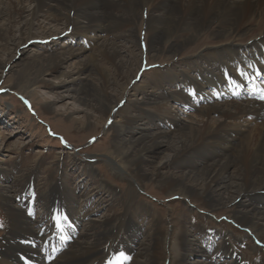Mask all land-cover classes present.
<instances>
[{"label":"bare ground","instance_id":"1","mask_svg":"<svg viewBox=\"0 0 264 264\" xmlns=\"http://www.w3.org/2000/svg\"><path fill=\"white\" fill-rule=\"evenodd\" d=\"M57 19L61 20V26L69 25L73 33H113L119 27H131L139 20L146 32L145 52L149 57L156 56L158 51L177 52L214 25L213 36L228 37L247 33L251 29L250 22L257 21L262 34L248 45L222 42L224 44L199 53V66L193 68L187 63L188 70L172 71L171 83L186 82L183 90H176L169 99L181 104L192 100L195 92L201 93L203 96L197 100L201 102L197 105L200 116H190L181 124L176 123L177 128L172 124L124 138L105 153L114 157L108 158L117 165V172L133 180L134 184L149 180L169 196L179 195L198 201L210 210L223 206L233 208L231 219L248 229L255 244L264 246V208H261L264 207V99L261 98L264 86L256 83L264 79V0H0V51L8 46H23L38 35L41 39L55 37L58 30H66V26L64 29L57 26ZM186 32L189 34L181 37ZM126 33L124 35H132V29ZM109 38L100 40L97 47L99 58L106 65H100L90 55L85 56L83 63L84 66L91 64L98 72L97 85L90 88L73 87L65 82H59V85L63 92L71 93V97L87 109L83 125L92 126L96 112L101 115L100 126L107 121L115 132L122 133L128 127L135 128L142 119L138 112L142 108L128 98L131 89L136 91L140 86L133 82L140 58L138 65L132 68L131 60L125 55L126 39L123 48ZM177 40L180 41L174 45ZM78 51L80 49L66 54L35 52L32 62L35 70L26 76L23 92L30 93L32 87L42 82L43 76L53 69H63L60 75L65 76L69 71L64 69L70 59L83 55ZM76 71L75 77L82 68ZM161 73L162 70L156 71V75ZM244 86L249 87L248 93ZM204 87L213 89L217 96H206L207 91H202ZM84 89L86 95L82 94ZM118 90L119 96L111 99L113 92ZM213 98L215 100L211 101ZM159 103L164 115L171 114L165 98ZM214 114L220 118H214ZM148 116L152 115L148 113ZM176 119L172 117L171 122ZM164 142L167 144L166 166H151L150 159L161 151L159 148ZM170 164L176 166L178 172H167L165 168H173ZM1 197L5 204L10 201H7L9 196L0 194ZM250 200L255 202L249 205ZM62 201L60 205L54 196L47 207L57 211L63 206V216L59 213L61 218L49 226L37 219V228L25 222L18 210L9 205L11 221L0 240V261L9 258L6 264H155L160 257L167 259L169 234L165 228L157 227L151 233L153 243L142 250L135 252L122 247L123 231L118 229L122 216L101 221L98 231L92 232L90 239L86 240L84 236L80 240L72 239L68 243L69 249L59 251V240L62 236L63 240L66 238L70 223L78 217L68 213L73 207L67 199L62 198ZM76 221L80 220L76 218ZM125 221L133 224L129 215ZM180 228L179 236L186 231V228ZM224 245L226 240L221 248L224 255L232 252ZM215 248L219 247L216 244L205 247L209 253ZM198 249L192 253L198 256L195 260H188L192 254L186 257L183 252L177 259L170 256L168 260L173 264H230L212 261L208 256L206 263L201 258L206 250ZM52 253L59 256L53 259ZM232 258V264L249 263L240 255L232 254Z\"/></svg>","mask_w":264,"mask_h":264},{"label":"rangeland","instance_id":"2","mask_svg":"<svg viewBox=\"0 0 264 264\" xmlns=\"http://www.w3.org/2000/svg\"><path fill=\"white\" fill-rule=\"evenodd\" d=\"M55 23L61 26L59 24L61 20L57 19ZM65 26L62 25L60 29H64ZM249 26L252 30L244 34L215 37L212 35L216 27L214 25L177 52L158 51L154 57H149L145 52L146 32L139 20L131 27L123 25L113 33L106 31L73 33L71 27L67 25L66 30H58L55 37L53 35L41 39L36 33L38 36L33 37L23 46L18 48L8 46L2 49L0 51V194L9 196L7 201L9 199L10 201L5 204L4 197L0 198V240L6 234L11 221L9 205L14 206L18 210L17 213L29 225L37 228L39 225L37 219H41L42 224L49 226L54 220L56 222L63 216L61 214L63 206H59L57 211H50L47 207L52 197L56 196L60 205L63 204L62 198H66L73 207L69 214L78 215L76 218L80 221H76L75 218L71 222L75 241L82 239L83 236L86 240L90 239V234L98 231L97 226L101 221L122 216V221L118 224V229L123 231L124 242L121 246L131 251L136 252L151 245L153 243L151 233L157 227L167 229L169 234L167 259L160 257L155 264H173L168 257L177 259L180 252L187 257L188 254H194V250L198 248L199 251L202 249L205 251V247L211 244H216L219 248L212 250V253L207 250L202 252L204 255H201V258L206 263L208 256L212 261H228L232 264L234 263L232 254H234L242 256L244 261L249 262L247 264H264V250H262L264 246L256 247L248 229L231 219L233 208L223 206L210 210L198 201L179 195L169 196L170 194H165L149 180L138 185L134 184L133 180L117 172V165L109 162V158L114 157L105 153L108 148L124 138L170 127L172 124L177 128L183 120L197 116V105L201 103L197 100L199 96H203L201 93L195 92L192 100H186L181 104L169 99L176 90H183L186 82L171 83L172 71L188 70L187 63L193 68L195 65L199 66V53L201 51L204 53L209 47L222 42L228 41L239 46L248 45L252 39L262 34L257 27V21L250 22ZM130 28L132 35H124ZM114 34L120 37H115ZM188 34V32L182 33L181 37ZM107 38L123 48L126 39L128 48H124L125 55L131 60L132 68L138 65L137 61L140 58V67L133 80L140 86L136 91L131 89L132 93L128 98L140 105L142 109L138 112L142 115V119L135 124V128L128 127L122 133L115 132L114 127L107 121L100 126L101 115L96 112L93 113L95 114L93 125L89 127L83 125L87 109L81 102L74 100L71 93L67 95L63 92L62 86L59 85V82L83 88L97 85L98 72L91 64L84 66L83 63L85 56L90 55L100 65H106L99 58L97 47L100 40ZM73 49H80L78 52L83 55L78 59H70L68 67L64 69L69 71L65 76L60 75L63 69H53L43 76L42 82L32 87L30 93L23 92L27 85L26 76L35 70L32 63L35 52L66 54ZM139 53H141L140 57ZM79 67L82 68V72L75 77L76 69ZM157 70H162V73L156 75ZM164 70H168V73H164ZM202 91H207L205 94L208 97L217 96V92L209 87H204ZM82 94L86 95V89ZM114 96L116 98L119 96V90L113 92L110 98L113 99ZM164 98L171 111L169 115L162 113V104L159 103ZM214 100L213 98L211 101ZM148 113L152 116L149 117ZM172 117L177 118L176 121L172 120L174 123L171 122ZM214 118L220 117L214 114ZM166 145V142L162 143L159 148L161 151L150 159L151 166L163 168L166 166L164 164L167 159ZM170 166L174 169L167 167L165 168L167 172L172 170L178 172L176 166L171 164ZM253 201L255 202V200L248 201V204H253ZM262 205L264 206V203ZM28 209L29 214H27ZM59 213L61 217H58ZM126 215L131 216L132 225L125 221ZM180 227L186 228L184 235L181 236H179ZM43 232L42 230L40 235ZM224 240H226L224 247L232 251L225 255L221 249ZM59 241L58 245L65 243L66 239L63 240L62 237ZM69 247L70 245L65 249ZM52 254L53 259L59 256L58 253ZM193 254L187 259L198 258ZM141 256L145 259V256ZM8 259L0 261V264H6Z\"/></svg>","mask_w":264,"mask_h":264},{"label":"snow or ice","instance_id":"3","mask_svg":"<svg viewBox=\"0 0 264 264\" xmlns=\"http://www.w3.org/2000/svg\"><path fill=\"white\" fill-rule=\"evenodd\" d=\"M262 99H264V97H261Z\"/></svg>","mask_w":264,"mask_h":264}]
</instances>
